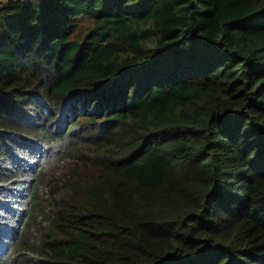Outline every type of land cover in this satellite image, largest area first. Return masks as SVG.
Returning <instances> with one entry per match:
<instances>
[{
  "label": "trees",
  "instance_id": "trees-1",
  "mask_svg": "<svg viewBox=\"0 0 264 264\" xmlns=\"http://www.w3.org/2000/svg\"><path fill=\"white\" fill-rule=\"evenodd\" d=\"M0 264H264V0H2Z\"/></svg>",
  "mask_w": 264,
  "mask_h": 264
},
{
  "label": "rangeland",
  "instance_id": "rangeland-1",
  "mask_svg": "<svg viewBox=\"0 0 264 264\" xmlns=\"http://www.w3.org/2000/svg\"><path fill=\"white\" fill-rule=\"evenodd\" d=\"M2 0H0V2H1Z\"/></svg>",
  "mask_w": 264,
  "mask_h": 264
}]
</instances>
